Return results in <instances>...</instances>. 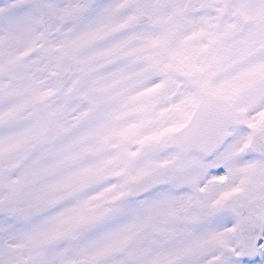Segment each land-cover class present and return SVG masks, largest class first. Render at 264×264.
Listing matches in <instances>:
<instances>
[{
    "label": "snow or ice",
    "instance_id": "snow-or-ice-1",
    "mask_svg": "<svg viewBox=\"0 0 264 264\" xmlns=\"http://www.w3.org/2000/svg\"><path fill=\"white\" fill-rule=\"evenodd\" d=\"M0 264H264V0H0Z\"/></svg>",
    "mask_w": 264,
    "mask_h": 264
}]
</instances>
